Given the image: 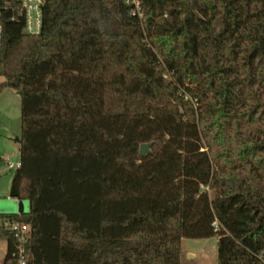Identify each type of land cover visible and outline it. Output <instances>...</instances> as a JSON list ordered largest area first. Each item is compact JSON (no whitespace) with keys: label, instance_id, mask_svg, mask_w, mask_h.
I'll return each mask as SVG.
<instances>
[{"label":"trees","instance_id":"trees-1","mask_svg":"<svg viewBox=\"0 0 264 264\" xmlns=\"http://www.w3.org/2000/svg\"><path fill=\"white\" fill-rule=\"evenodd\" d=\"M0 0L28 264H264V0ZM149 144L142 157L139 147ZM3 264H15L16 241Z\"/></svg>","mask_w":264,"mask_h":264},{"label":"rangeland","instance_id":"rangeland-1","mask_svg":"<svg viewBox=\"0 0 264 264\" xmlns=\"http://www.w3.org/2000/svg\"><path fill=\"white\" fill-rule=\"evenodd\" d=\"M3 78L0 77V83ZM21 135V105L19 95L11 90L0 92V203L8 199L12 179L16 169H8V164H17L20 160V145L18 139ZM27 214L29 203L16 198L12 201L9 214ZM1 207V205H0ZM15 207V208H14ZM0 214H4L0 209ZM6 243L0 241V264L4 256ZM217 237L208 239H182L180 264H216Z\"/></svg>","mask_w":264,"mask_h":264},{"label":"built area","instance_id":"built-area-1","mask_svg":"<svg viewBox=\"0 0 264 264\" xmlns=\"http://www.w3.org/2000/svg\"><path fill=\"white\" fill-rule=\"evenodd\" d=\"M44 0H22L20 14L24 17V33L29 35L39 34L42 25V7ZM1 41V28H0ZM20 164H8V169H17ZM0 227H4L12 232L16 241V248L13 257L15 264H28L26 247L31 239L29 225L19 222H9L0 219Z\"/></svg>","mask_w":264,"mask_h":264},{"label":"water","instance_id":"water-1","mask_svg":"<svg viewBox=\"0 0 264 264\" xmlns=\"http://www.w3.org/2000/svg\"><path fill=\"white\" fill-rule=\"evenodd\" d=\"M149 148H150L149 144L140 145L139 154L142 157H145L149 153ZM16 198H17L16 192H15L14 188L12 187L8 199H6L0 203V205H1L0 209L4 214H9L11 212L12 201H15ZM15 206H16V214H18V212L19 211L21 212V210H19L18 205H15Z\"/></svg>","mask_w":264,"mask_h":264},{"label":"crops","instance_id":"crops-1","mask_svg":"<svg viewBox=\"0 0 264 264\" xmlns=\"http://www.w3.org/2000/svg\"><path fill=\"white\" fill-rule=\"evenodd\" d=\"M19 163V162H18ZM5 242V241H4ZM6 243V242H5ZM5 251H4V256L1 258V263L3 264V262H4V258H5V255H6V250H7V245H6V249H4Z\"/></svg>","mask_w":264,"mask_h":264}]
</instances>
